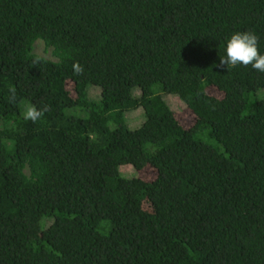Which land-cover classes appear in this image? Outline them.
I'll return each mask as SVG.
<instances>
[{
    "label": "trees",
    "instance_id": "1",
    "mask_svg": "<svg viewBox=\"0 0 264 264\" xmlns=\"http://www.w3.org/2000/svg\"><path fill=\"white\" fill-rule=\"evenodd\" d=\"M235 31L264 52V0H0V264H264V73L220 66Z\"/></svg>",
    "mask_w": 264,
    "mask_h": 264
},
{
    "label": "clouds",
    "instance_id": "2",
    "mask_svg": "<svg viewBox=\"0 0 264 264\" xmlns=\"http://www.w3.org/2000/svg\"><path fill=\"white\" fill-rule=\"evenodd\" d=\"M259 36L254 31H235L226 40L225 54L220 56V66H251L257 72L264 73V52L259 50ZM74 71L80 73L82 67L74 65ZM44 110L34 106L26 110L25 118L36 121Z\"/></svg>",
    "mask_w": 264,
    "mask_h": 264
},
{
    "label": "rangeland",
    "instance_id": "3",
    "mask_svg": "<svg viewBox=\"0 0 264 264\" xmlns=\"http://www.w3.org/2000/svg\"><path fill=\"white\" fill-rule=\"evenodd\" d=\"M37 54H39L40 56L49 58V59H55V57L53 56V54L51 53V48H47L43 42L38 41L35 45V50H34ZM212 94H217L216 91L212 90ZM174 109H178V112L182 111L185 108V105L183 103H181L178 99L171 101ZM132 165L130 167H123L122 172L126 175V176H133L134 172L132 170Z\"/></svg>",
    "mask_w": 264,
    "mask_h": 264
}]
</instances>
